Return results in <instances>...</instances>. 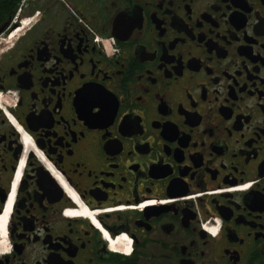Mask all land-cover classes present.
<instances>
[{
    "label": "flooded vegetation",
    "instance_id": "flooded-vegetation-1",
    "mask_svg": "<svg viewBox=\"0 0 264 264\" xmlns=\"http://www.w3.org/2000/svg\"><path fill=\"white\" fill-rule=\"evenodd\" d=\"M0 264H264V0H0Z\"/></svg>",
    "mask_w": 264,
    "mask_h": 264
},
{
    "label": "built area",
    "instance_id": "built-area-1",
    "mask_svg": "<svg viewBox=\"0 0 264 264\" xmlns=\"http://www.w3.org/2000/svg\"><path fill=\"white\" fill-rule=\"evenodd\" d=\"M103 47H104L105 52L109 54L110 52L109 46L106 44H103Z\"/></svg>",
    "mask_w": 264,
    "mask_h": 264
}]
</instances>
